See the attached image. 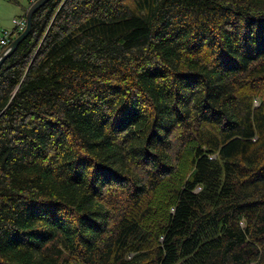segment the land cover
<instances>
[{
  "label": "trees",
  "instance_id": "1",
  "mask_svg": "<svg viewBox=\"0 0 264 264\" xmlns=\"http://www.w3.org/2000/svg\"><path fill=\"white\" fill-rule=\"evenodd\" d=\"M30 23L0 64V264H264V0Z\"/></svg>",
  "mask_w": 264,
  "mask_h": 264
},
{
  "label": "rangeland",
  "instance_id": "2",
  "mask_svg": "<svg viewBox=\"0 0 264 264\" xmlns=\"http://www.w3.org/2000/svg\"><path fill=\"white\" fill-rule=\"evenodd\" d=\"M27 5L28 0H0V31L12 29L14 25L13 17L23 16ZM21 6H24V8Z\"/></svg>",
  "mask_w": 264,
  "mask_h": 264
},
{
  "label": "water",
  "instance_id": "3",
  "mask_svg": "<svg viewBox=\"0 0 264 264\" xmlns=\"http://www.w3.org/2000/svg\"><path fill=\"white\" fill-rule=\"evenodd\" d=\"M45 1L47 0H35L33 3L29 4L28 9H26V12H25V17H26L25 28L17 35H13L12 40L3 49H1L0 64H1V61L3 62V60L13 52L14 48L17 47L19 42L26 36V34H28V32L30 31V27H31L30 22H31V16L33 12L37 10V7L41 6Z\"/></svg>",
  "mask_w": 264,
  "mask_h": 264
},
{
  "label": "built area",
  "instance_id": "4",
  "mask_svg": "<svg viewBox=\"0 0 264 264\" xmlns=\"http://www.w3.org/2000/svg\"><path fill=\"white\" fill-rule=\"evenodd\" d=\"M35 0H30V4L33 3ZM26 17L25 15L20 16V17H13V27L12 29L9 30H4V31H0V47H5L10 40V37L12 35H17L18 33H20L26 25Z\"/></svg>",
  "mask_w": 264,
  "mask_h": 264
},
{
  "label": "crops",
  "instance_id": "5",
  "mask_svg": "<svg viewBox=\"0 0 264 264\" xmlns=\"http://www.w3.org/2000/svg\"><path fill=\"white\" fill-rule=\"evenodd\" d=\"M17 3H19V2H17ZM29 4H30V0H28V5H27V8L26 9H28V6H29ZM19 7H20V4H19ZM22 8H24V6H21ZM26 9H24L25 11L24 12H26ZM25 14V13H24ZM18 17V16H17Z\"/></svg>",
  "mask_w": 264,
  "mask_h": 264
}]
</instances>
